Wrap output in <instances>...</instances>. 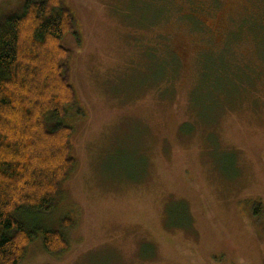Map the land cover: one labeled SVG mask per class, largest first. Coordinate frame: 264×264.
Segmentation results:
<instances>
[{"label": "rangeland", "instance_id": "obj_1", "mask_svg": "<svg viewBox=\"0 0 264 264\" xmlns=\"http://www.w3.org/2000/svg\"><path fill=\"white\" fill-rule=\"evenodd\" d=\"M188 1H163L178 10L151 28L161 1H67L81 39L63 41L84 111L64 120L77 165L58 208L29 223L74 226L67 252L38 239L22 264H264V34L249 30L264 0H201L195 23ZM170 51L181 64L164 76ZM202 54L251 72L247 91L200 77Z\"/></svg>", "mask_w": 264, "mask_h": 264}, {"label": "trees", "instance_id": "obj_2", "mask_svg": "<svg viewBox=\"0 0 264 264\" xmlns=\"http://www.w3.org/2000/svg\"><path fill=\"white\" fill-rule=\"evenodd\" d=\"M67 1L17 0L16 7L0 12V264H22L29 246L38 239L50 256L57 257L70 246L66 236L74 226L70 218L63 220V230L29 223L32 216H50L58 208L63 186L77 165L72 144L75 130L64 120L71 110L79 116L84 111L71 80L73 51L63 41L71 34L81 39ZM158 1L161 17L144 27L169 21L178 10L167 7L165 0H152L150 5L155 7ZM188 2L190 13L182 19L195 23L196 13L205 8L201 0ZM253 22L249 30L264 34V20ZM169 56L160 59L164 76L170 68L177 73L181 64L175 52ZM205 58L202 54L200 77L207 68L216 77H237L236 96L247 91L251 72L231 61L205 65ZM255 214L264 219L262 204ZM258 231L263 240L261 228Z\"/></svg>", "mask_w": 264, "mask_h": 264}]
</instances>
